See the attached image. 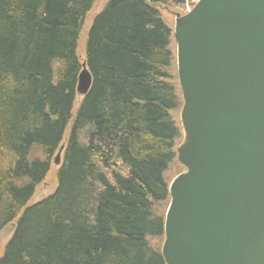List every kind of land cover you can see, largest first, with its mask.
I'll return each mask as SVG.
<instances>
[{
  "label": "trees",
  "instance_id": "1",
  "mask_svg": "<svg viewBox=\"0 0 264 264\" xmlns=\"http://www.w3.org/2000/svg\"><path fill=\"white\" fill-rule=\"evenodd\" d=\"M97 0H0V264H165L163 173L180 136L173 31L155 6L109 0L83 63L91 88L73 113L78 42ZM63 146L56 189L27 206Z\"/></svg>",
  "mask_w": 264,
  "mask_h": 264
},
{
  "label": "water",
  "instance_id": "2",
  "mask_svg": "<svg viewBox=\"0 0 264 264\" xmlns=\"http://www.w3.org/2000/svg\"><path fill=\"white\" fill-rule=\"evenodd\" d=\"M173 37L182 171L168 186L162 258L264 264V0H197ZM91 84L82 63L76 96Z\"/></svg>",
  "mask_w": 264,
  "mask_h": 264
},
{
  "label": "rangeland",
  "instance_id": "3",
  "mask_svg": "<svg viewBox=\"0 0 264 264\" xmlns=\"http://www.w3.org/2000/svg\"><path fill=\"white\" fill-rule=\"evenodd\" d=\"M109 0H97L92 8V10L88 13V15L85 18L84 21V25L80 34V38H79V42H78V56L80 61L83 63L84 60V48H85V42H86V38H87V33L88 30L94 20V18L99 14V12L104 8V6L106 5V3ZM197 2V0H186L185 3V7L183 11L182 9H177V8H166L164 6H155L156 10L158 11V13L161 16L162 21L170 28V30L173 31L174 28V21H175V16L176 15H184L185 13H187L188 11H190V9L193 7V5ZM170 50L172 53V61H171V67L169 69V74L171 79L169 80V83L172 84V86L174 87V90L176 92V95L178 97L181 96L180 94V89H179V84H178V79H177V71H176V43L175 40H172V43L170 45ZM81 97L76 96L74 105H73V113H75L79 103H80ZM179 114H180V110L178 112H174L172 114L173 119L175 120V124L176 127L179 129V137L176 139L175 141V150L178 147V145L181 143L182 141V130L180 127V121H179ZM59 169L58 165H55L53 163V159H52V164H51V170L48 174V176L46 177L45 181L43 183H41L37 189L34 192V195L32 196V198L30 199V201L28 202L27 206H33L39 202H41L42 200H44L45 198H47L48 196L52 195L53 192L56 189V180H55V175L57 170ZM182 168L179 165V163L177 162L176 158H174L168 165L167 169L164 171L163 173V179L166 182V184H170L173 179L179 174L181 173ZM14 232V223L7 226L6 228H4L0 234V253L2 252V250L4 249L5 245L8 243V241L10 240L12 234Z\"/></svg>",
  "mask_w": 264,
  "mask_h": 264
}]
</instances>
